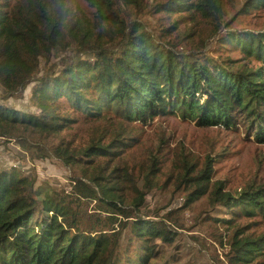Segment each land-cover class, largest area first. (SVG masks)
Returning <instances> with one entry per match:
<instances>
[{"label": "trees", "instance_id": "1", "mask_svg": "<svg viewBox=\"0 0 264 264\" xmlns=\"http://www.w3.org/2000/svg\"><path fill=\"white\" fill-rule=\"evenodd\" d=\"M84 1L95 9L100 28L74 21L63 0H0L5 91L0 139L15 142L27 157L40 152L41 158L56 159L71 173L69 188L45 196L36 189L35 174L0 166V264H158L165 250L157 243L172 248L174 233L163 222L133 213L144 205L146 192L129 202L115 177L123 170L121 154L143 145L139 128L155 118L176 117L201 129H241L264 145V29L229 30L228 43L241 60L219 63L184 42L186 52H179L164 41L186 18L192 0L151 5L148 15L175 17L159 35L140 22L124 24L112 0ZM122 1L140 5V0ZM263 5L264 0H247L244 6ZM195 35L189 30L178 37ZM52 51L71 57L60 62L59 71L56 66L34 78L40 59ZM32 83L38 115L1 103L19 98L17 89ZM79 121L98 126L85 146L72 147L61 134ZM213 173L209 158L198 170L184 166L179 183L186 184L188 203L208 195L211 209L221 206L237 219H264L263 185L249 183L230 194L223 192V182L211 184ZM217 237L227 248L223 263H264V231L254 235L236 227L225 242L224 234Z\"/></svg>", "mask_w": 264, "mask_h": 264}, {"label": "rangeland", "instance_id": "2", "mask_svg": "<svg viewBox=\"0 0 264 264\" xmlns=\"http://www.w3.org/2000/svg\"><path fill=\"white\" fill-rule=\"evenodd\" d=\"M246 1L192 0L193 7L185 15L186 18L175 25V29L169 32V38H164V41L177 45L179 52H186L181 45L184 42L188 49L200 52V56L212 58L219 63L227 60L238 62L241 56L234 45L228 43L229 30L264 29V5L251 9L244 6ZM112 2V10L124 24L140 22L156 35L162 33V28L172 26L175 20V17L164 14H153V17L148 15L149 8L156 0H140L138 7L126 5L122 0ZM63 3L74 21H86L91 28H100L95 23V9L84 0H63ZM107 28L109 34L114 35V29L110 26ZM189 30L195 31L193 38L183 40L178 37L180 32ZM100 36L104 37V32ZM70 57L68 51L60 55L56 51L44 54L39 61V75L34 78L49 72V68L54 70L56 66L59 67L56 72L59 71L60 62ZM33 87L34 83L21 92L19 88V98H10L1 103L23 113L38 115L40 108L31 99ZM4 95L5 91L0 87V97ZM97 126V123L79 121L70 131L63 132L61 137L72 147H83ZM139 131L143 145L121 154L120 165L123 170L115 177L129 202L138 192H146L144 205L134 209L133 213L163 222L174 233L176 242L172 248L166 249L157 243L165 250L158 264H225L223 256L227 248L217 242L219 234L225 235V242L236 227H245V232L254 235L264 231V219L261 217L237 219L234 213L221 206L211 209L208 195L192 204L188 203L184 197L186 184L179 183L185 165H193L198 170L209 158L214 171L211 184L223 182V192L233 194L249 183L264 186V145L257 144L253 137L241 129H201L176 117L155 118L141 126ZM41 157L40 152L33 158L27 157L15 142L5 144L3 140L0 141L2 168L17 167L26 176L35 174L36 189L45 196L50 191L59 192L69 188V169L60 165L56 159ZM125 175L131 181H125ZM145 177L148 184L144 182ZM165 217L167 220L163 219Z\"/></svg>", "mask_w": 264, "mask_h": 264}, {"label": "built area", "instance_id": "3", "mask_svg": "<svg viewBox=\"0 0 264 264\" xmlns=\"http://www.w3.org/2000/svg\"><path fill=\"white\" fill-rule=\"evenodd\" d=\"M0 141H2V139H0Z\"/></svg>", "mask_w": 264, "mask_h": 264}]
</instances>
